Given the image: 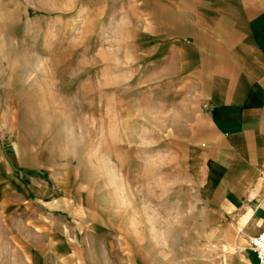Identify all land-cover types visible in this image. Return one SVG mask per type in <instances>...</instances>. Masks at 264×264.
Listing matches in <instances>:
<instances>
[{
	"label": "rangeland",
	"instance_id": "1",
	"mask_svg": "<svg viewBox=\"0 0 264 264\" xmlns=\"http://www.w3.org/2000/svg\"><path fill=\"white\" fill-rule=\"evenodd\" d=\"M119 1L0 0V162L14 151L91 184L111 227L125 228L115 256L139 241L143 264H245L252 238L241 225L219 236L199 194L197 107L140 65Z\"/></svg>",
	"mask_w": 264,
	"mask_h": 264
},
{
	"label": "crops",
	"instance_id": "2",
	"mask_svg": "<svg viewBox=\"0 0 264 264\" xmlns=\"http://www.w3.org/2000/svg\"><path fill=\"white\" fill-rule=\"evenodd\" d=\"M116 5L131 25L140 65L154 67L197 107L199 194L220 221L219 236L241 225L247 243L264 230V0ZM22 141L27 151L35 147L14 136ZM12 153L16 160L0 162V264H143L135 257L139 241L132 242L133 256L112 254L125 247V228L111 227L91 184ZM243 261L260 264L251 244Z\"/></svg>",
	"mask_w": 264,
	"mask_h": 264
},
{
	"label": "built area",
	"instance_id": "3",
	"mask_svg": "<svg viewBox=\"0 0 264 264\" xmlns=\"http://www.w3.org/2000/svg\"><path fill=\"white\" fill-rule=\"evenodd\" d=\"M251 248L256 253L260 264H264V230L251 239Z\"/></svg>",
	"mask_w": 264,
	"mask_h": 264
}]
</instances>
